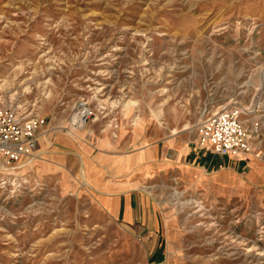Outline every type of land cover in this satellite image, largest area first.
<instances>
[{
  "label": "rangeland",
  "instance_id": "obj_1",
  "mask_svg": "<svg viewBox=\"0 0 264 264\" xmlns=\"http://www.w3.org/2000/svg\"><path fill=\"white\" fill-rule=\"evenodd\" d=\"M0 88L53 133L29 165L0 167V264H264V0H0ZM80 100L93 114L73 130ZM228 106L254 150L241 182L150 160L142 187L167 245L149 260L96 203L80 149L194 138Z\"/></svg>",
  "mask_w": 264,
  "mask_h": 264
},
{
  "label": "crops",
  "instance_id": "obj_2",
  "mask_svg": "<svg viewBox=\"0 0 264 264\" xmlns=\"http://www.w3.org/2000/svg\"><path fill=\"white\" fill-rule=\"evenodd\" d=\"M45 132L49 136L53 135L46 127L41 130L38 133L36 151ZM36 151L32 157H22L15 163L7 162L0 155V167L2 165L11 167L12 164L19 163L23 165L28 163L29 165L35 159L34 156H37ZM80 151L84 157L82 160L83 175L87 185L91 187L96 203L142 239L149 255H151L149 260L156 261L163 257L167 243L165 242V230L160 228L162 220L155 212H151L148 195L142 187L143 177L149 171L150 160L152 161L161 154L164 162L174 166V169L179 173L188 174L190 178L200 176L206 182L215 178L226 185H229L227 183L230 182L229 180H235V183L239 185L241 182L240 176H238L239 171L250 163L254 150L252 149L240 157L216 155L200 148L196 137L188 138L183 134L176 133L161 144L152 146L151 149L141 147L134 153L125 156L107 153L93 155L83 148ZM230 164H232V168L226 171L225 168ZM164 226L162 225V227Z\"/></svg>",
  "mask_w": 264,
  "mask_h": 264
},
{
  "label": "built area",
  "instance_id": "obj_3",
  "mask_svg": "<svg viewBox=\"0 0 264 264\" xmlns=\"http://www.w3.org/2000/svg\"><path fill=\"white\" fill-rule=\"evenodd\" d=\"M12 94L0 88V155L9 163L32 157L38 133L46 126L42 116L26 111ZM241 113L236 106H228L203 117L196 125L199 147L222 156L240 157L250 152L253 149L251 133L240 118ZM92 114L86 100L77 101L69 127L81 128Z\"/></svg>",
  "mask_w": 264,
  "mask_h": 264
}]
</instances>
